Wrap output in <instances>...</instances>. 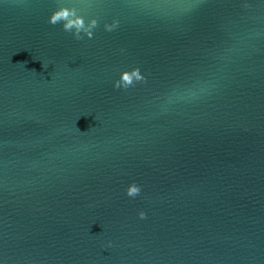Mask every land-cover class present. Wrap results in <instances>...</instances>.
<instances>
[{
  "label": "water",
  "instance_id": "1",
  "mask_svg": "<svg viewBox=\"0 0 264 264\" xmlns=\"http://www.w3.org/2000/svg\"><path fill=\"white\" fill-rule=\"evenodd\" d=\"M0 264H264V0H0Z\"/></svg>",
  "mask_w": 264,
  "mask_h": 264
},
{
  "label": "clouds",
  "instance_id": "2",
  "mask_svg": "<svg viewBox=\"0 0 264 264\" xmlns=\"http://www.w3.org/2000/svg\"><path fill=\"white\" fill-rule=\"evenodd\" d=\"M48 22L52 25L62 24L63 29L66 32L72 33L77 40H82L84 35L89 39L93 38L94 30L98 26V21L96 19H92L90 22L86 23L85 18L82 15H78L75 8H68L66 6L60 7L54 11ZM118 25L119 21H114L111 24H106L105 29L107 31H113ZM142 82L146 83L147 77L141 72L139 67H136L132 70L123 71L120 78L115 81L114 86L117 89L123 88L127 90L134 87L137 83ZM126 191L129 197L135 198L141 193L142 188L134 182L129 185ZM146 215L144 211L139 212L141 219H145Z\"/></svg>",
  "mask_w": 264,
  "mask_h": 264
}]
</instances>
